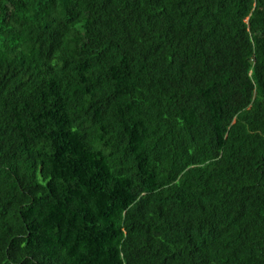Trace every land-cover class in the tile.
<instances>
[{"label":"trees","instance_id":"1","mask_svg":"<svg viewBox=\"0 0 264 264\" xmlns=\"http://www.w3.org/2000/svg\"><path fill=\"white\" fill-rule=\"evenodd\" d=\"M0 264H264V0H0Z\"/></svg>","mask_w":264,"mask_h":264}]
</instances>
